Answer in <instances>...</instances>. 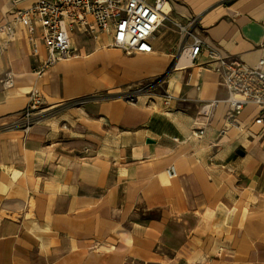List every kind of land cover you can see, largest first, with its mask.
Returning a JSON list of instances; mask_svg holds the SVG:
<instances>
[{
    "label": "crops",
    "instance_id": "1",
    "mask_svg": "<svg viewBox=\"0 0 264 264\" xmlns=\"http://www.w3.org/2000/svg\"><path fill=\"white\" fill-rule=\"evenodd\" d=\"M167 4L175 28L162 22L150 54L126 55L108 36L74 31L73 56L38 78L40 40L38 57L23 27L0 45V77L15 78L0 88V264H264L259 109L246 106L230 124L219 75L205 53L187 59L191 40L175 26L255 66L264 0ZM15 9L0 0V23ZM145 82L148 93L132 89ZM32 90L44 105L24 135L11 125Z\"/></svg>",
    "mask_w": 264,
    "mask_h": 264
},
{
    "label": "built area",
    "instance_id": "2",
    "mask_svg": "<svg viewBox=\"0 0 264 264\" xmlns=\"http://www.w3.org/2000/svg\"><path fill=\"white\" fill-rule=\"evenodd\" d=\"M23 1H31L27 8H17ZM16 9L7 12L0 23V45L5 50L16 39L19 27L26 29L32 44L33 56L38 57V40L42 43L46 58L41 60L34 74L41 78L44 73L59 62L73 56L70 34L82 32L96 40L99 35L111 38V46L126 55L150 54L151 42L159 25L167 16L162 6L167 0H155L148 4L145 0H11ZM183 38L191 43L183 51L191 62H196L201 54H206L208 65L216 72L227 91L222 102L226 106V120L235 124L236 119L246 106L259 109L255 124L264 126V57L255 66H249L237 57H222L209 47L204 40L194 35L190 25H175ZM39 33V34H38ZM38 34V35H37ZM15 86L14 74L5 72L0 77V88L8 91ZM133 99V95L129 96ZM164 104L174 100L170 94H164ZM80 103H83L82 101ZM214 101L209 107H216ZM44 100L37 90L28 95V104L17 114L12 128H18L24 135L39 122L38 111ZM204 129H198L194 135L201 138ZM169 179L177 177L172 166L167 171Z\"/></svg>",
    "mask_w": 264,
    "mask_h": 264
},
{
    "label": "rangeland",
    "instance_id": "3",
    "mask_svg": "<svg viewBox=\"0 0 264 264\" xmlns=\"http://www.w3.org/2000/svg\"><path fill=\"white\" fill-rule=\"evenodd\" d=\"M174 20L175 19H174L173 15L171 14V15H169V16L166 17V19L164 20V23L163 24L175 28L174 25H173V21ZM182 23L185 25L184 22H182ZM161 80H164V77L163 76L161 77L160 81ZM155 82H158V81H155ZM147 86H148V83L145 82V83H141V84H138V85L133 86L132 89L134 91H137V94H146V93H148L147 90H146V88H145ZM129 91L131 92L132 90L130 89ZM155 93H157V92H155ZM152 100L159 101L158 99H155V98H153Z\"/></svg>",
    "mask_w": 264,
    "mask_h": 264
},
{
    "label": "bare ground",
    "instance_id": "4",
    "mask_svg": "<svg viewBox=\"0 0 264 264\" xmlns=\"http://www.w3.org/2000/svg\"><path fill=\"white\" fill-rule=\"evenodd\" d=\"M172 12V8L169 4L165 3L163 6H162V13L163 15L165 16H169ZM166 19V18H165ZM162 25V23L159 25V27ZM142 55V54H140ZM64 61V60H63ZM184 65V63H181L180 66Z\"/></svg>",
    "mask_w": 264,
    "mask_h": 264
},
{
    "label": "water",
    "instance_id": "5",
    "mask_svg": "<svg viewBox=\"0 0 264 264\" xmlns=\"http://www.w3.org/2000/svg\"><path fill=\"white\" fill-rule=\"evenodd\" d=\"M150 142L151 141H148V143H150ZM236 154L239 156H244V152L242 150H237Z\"/></svg>",
    "mask_w": 264,
    "mask_h": 264
}]
</instances>
